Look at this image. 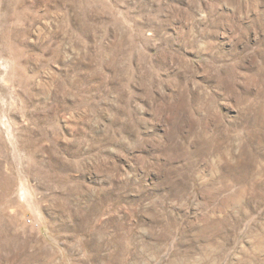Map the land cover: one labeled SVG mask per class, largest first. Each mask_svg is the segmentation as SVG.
I'll return each instance as SVG.
<instances>
[{"label":"rangeland","instance_id":"1","mask_svg":"<svg viewBox=\"0 0 264 264\" xmlns=\"http://www.w3.org/2000/svg\"><path fill=\"white\" fill-rule=\"evenodd\" d=\"M0 264H264V0H0Z\"/></svg>","mask_w":264,"mask_h":264},{"label":"bare ground","instance_id":"2","mask_svg":"<svg viewBox=\"0 0 264 264\" xmlns=\"http://www.w3.org/2000/svg\"><path fill=\"white\" fill-rule=\"evenodd\" d=\"M170 224V223H169Z\"/></svg>","mask_w":264,"mask_h":264}]
</instances>
